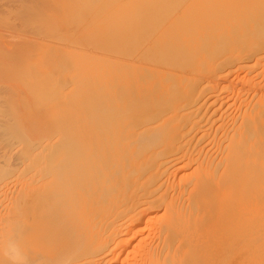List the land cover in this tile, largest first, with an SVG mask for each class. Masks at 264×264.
Listing matches in <instances>:
<instances>
[{
	"label": "bare ground",
	"instance_id": "obj_1",
	"mask_svg": "<svg viewBox=\"0 0 264 264\" xmlns=\"http://www.w3.org/2000/svg\"><path fill=\"white\" fill-rule=\"evenodd\" d=\"M18 1L0 264H264V0Z\"/></svg>",
	"mask_w": 264,
	"mask_h": 264
},
{
	"label": "rangeland",
	"instance_id": "obj_2",
	"mask_svg": "<svg viewBox=\"0 0 264 264\" xmlns=\"http://www.w3.org/2000/svg\"><path fill=\"white\" fill-rule=\"evenodd\" d=\"M17 1H18V0H17ZM20 1H21V2L18 1V3H19V4L17 5L18 7L20 6V3H21V4L23 3L22 0H20ZM23 1H24V0H23ZM29 1H31V0H29ZM32 1H34V0H32ZM24 2H25V1H24ZM7 3H8V2H6L5 4H7ZM26 3H27V1H26ZM26 3H24V4H25V5L29 4V2H28L27 4H26ZM34 3L36 4V2H34ZM34 3H32L31 6H30V4H29V6L22 5L23 7L25 6L24 8L28 11V14L32 11V10H30V9L32 8V6L34 5ZM3 5H4V3H3ZM36 5H37V4H36ZM17 6H16V7H17ZM22 6H21V7H22ZM4 7H7V6H4ZM18 7L15 8V9L17 10ZM27 7H28L29 9H27ZM35 7H37V6H35ZM19 8H20V7H19ZM25 9H23V10H25ZM35 9H37V8H35ZM39 9H40V8H39ZM13 10H14V8H13ZM20 10H21V12H20ZM20 10L18 9L17 11H15V13L12 12V15H13V13H14V15H15L16 13L18 14V12H19L20 14H23V13H22V9H20ZM26 10H25V11H26ZM29 10H30V12H29ZM27 11H26V12H27ZM23 12H24V11H23ZM26 12H25V13H26ZM36 12H37V11H36ZM36 12H34V14H35L36 16L39 15V19H40V17H43V19H44V18H45V19L48 18L47 20H49V17L51 16V13L48 14L47 11H45V13H46V17H47V18L44 17L45 15H44V16H43V15H40L41 13H42V14H45V13H43V12H44L43 10H42V12H40V11L38 10V12H39L40 14H39V13L37 14ZM31 13H33V12H31ZM31 13H30V14H31ZM28 14H25V16L27 17ZM61 14H62V13H60L59 15H61ZM12 15H10V16L13 17ZM35 15H34V16H33V15H30V16L36 17ZM47 15H48L49 17H48ZM8 16H9V15H8ZM15 16H16V15H15ZM17 16H18V15H17ZM22 16H23V15H22ZM22 16L20 15V16L17 17L15 20L18 21L20 17L22 18ZM25 16H24V17H25ZM28 16H29V15H28ZM11 17H10L9 19L13 20ZM24 17H23V18H24ZM37 17H38V16H37ZM37 17H36V18H32V17H31V18L35 20V19H38ZM13 18H14V17H13ZM28 18H30V17H27V20H26V19H23L22 21L24 22V20H25V22H26V24H27V22L29 23V21H30V20L28 21ZM31 18H30V19H31ZM50 18H51V17H50ZM32 19H31V21H33ZM43 19L41 18V20H43ZM45 19H44V21H45V23H46L47 20H45ZM15 20H13V21H15ZM20 20H21V19H20ZM20 20L18 21V22H20V23H16V24H18V25L20 24V25H21L22 21H20ZM41 20H40V21H41ZM17 21H16V22H17ZM44 21H43V22H44ZM25 22H24V23H25ZM14 23H15V22H14ZM14 23H13V24H14ZM30 23H31V22H30ZM30 23H29V24H30Z\"/></svg>",
	"mask_w": 264,
	"mask_h": 264
},
{
	"label": "clouds",
	"instance_id": "obj_3",
	"mask_svg": "<svg viewBox=\"0 0 264 264\" xmlns=\"http://www.w3.org/2000/svg\"><path fill=\"white\" fill-rule=\"evenodd\" d=\"M14 253H15V249L13 248V249L11 250V253H10V255H12L13 258H15Z\"/></svg>",
	"mask_w": 264,
	"mask_h": 264
}]
</instances>
